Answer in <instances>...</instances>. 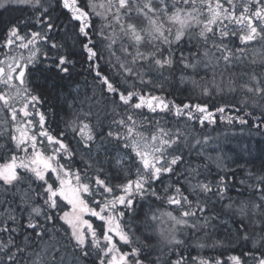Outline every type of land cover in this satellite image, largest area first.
Listing matches in <instances>:
<instances>
[{
  "label": "snow or ice",
  "instance_id": "obj_1",
  "mask_svg": "<svg viewBox=\"0 0 264 264\" xmlns=\"http://www.w3.org/2000/svg\"><path fill=\"white\" fill-rule=\"evenodd\" d=\"M9 3L31 6L41 29L21 35L11 27L3 47L19 41L29 55L0 59V264H80L88 257L92 264H220L184 252L226 245L242 249L229 257L231 264H264V174L241 175L237 161L233 168L206 155L207 138L193 143L184 129L145 114L186 116L202 127L215 124L216 113L228 124L247 125L250 115L257 127L264 124V0H58L68 14L60 24L44 0H0V8ZM69 28L95 83L91 95L81 99L77 90L71 103L65 98L73 118L56 133L40 110L44 101L33 76L53 69L71 76L73 61L51 35ZM39 41L51 49L43 60ZM256 44L261 50L249 57ZM103 50L109 64L115 57L119 85L127 87L102 72ZM245 62L251 67L239 77L230 71ZM177 70L181 83L203 96L239 93L241 105L233 108L243 115L225 116V106L215 113L207 104L181 106L138 87L163 88ZM102 103L110 109L106 134L96 111ZM251 108L261 114L244 110ZM97 135L111 145L103 160ZM198 147L204 159L194 166L185 151ZM86 216L102 223L94 227ZM132 220L140 221L141 235ZM221 228L226 235L218 238Z\"/></svg>",
  "mask_w": 264,
  "mask_h": 264
},
{
  "label": "rangeland",
  "instance_id": "obj_2",
  "mask_svg": "<svg viewBox=\"0 0 264 264\" xmlns=\"http://www.w3.org/2000/svg\"><path fill=\"white\" fill-rule=\"evenodd\" d=\"M83 2L86 3V0H83ZM44 4L49 7L50 14L56 20V23L60 24L62 22V19H61L60 14L58 13L57 10H59V8H61V7L58 6V2H56L55 0H44ZM0 12L3 13V16L7 20V22H5V26H4V28H5L4 38H2V41L0 43V59H4L5 54H7L9 56H19V55L23 54L25 57H27L29 55L28 50L20 49L17 47V44L19 43V41L15 42L13 45H11L10 48H4L3 43H4V40L7 36L8 30L13 26H17L19 28L21 35H30V33L33 30H40L41 26L36 23V16L38 13L31 6L24 4V3H19V4L9 3L6 7L0 8ZM66 15H68L67 12H66ZM68 32H71V30H68ZM68 32L65 33L63 31H61V32H55L54 31L53 33H51V35L55 37V35L60 34V35H62L63 39H66V42H67L68 47H69L68 55L70 56V54L73 52V50L75 52H77V51L80 52V51H82V49L78 46H75L74 38L72 36L70 37L68 35L70 33H68ZM57 39L58 38H56V41L59 42ZM236 43L239 44V41L237 40ZM38 44L40 46L41 51L38 52L37 55H38L39 59L43 60L45 51H48L51 54L50 45H46L42 41H39ZM114 47H116L118 50L119 49V43L117 45H115ZM194 50L195 49H193V51ZM260 50H261L260 44H256L254 46V48L249 50V57H251L253 52H259ZM103 52H104L103 58L99 61V64H100L101 69H102V67L104 68L107 65L108 70H107V73H104V74H107L108 76L112 77L115 81H117L118 86L127 87V85H119L120 77H119V75L116 74L115 69L112 66V64H115V57H111L112 64H109V59H110L109 53L106 50H103ZM117 54L120 55L119 51H117ZM188 54L189 53L186 50L185 55H188ZM177 55H179V54H177ZM83 59H84V62L88 63V61L86 59V55L84 56ZM245 64L247 65V67L237 63L236 66L234 68H232L230 71L235 73L236 76L239 77L242 72L247 71L248 68L251 67V65L248 64L247 62H245ZM72 65L73 64H69V66H72ZM39 67H42V66H39ZM87 70H85L84 72L82 71V73H80V74H77V73H74L76 71L74 68H72V72L74 73L73 75L78 77L77 81H80V83H78V85H74V86L69 85L70 87L67 85L66 88H67L68 93H67L66 97L69 98V100H68L69 103L72 102L71 101L72 97L77 96V90L79 91V96L81 99L84 97L85 92H87L89 95L92 94V87L91 86L95 83V74H94V72L90 73ZM220 70L224 71L223 68H221ZM151 75L156 80H162L163 79L162 77H158L155 73H152ZM166 75H167V73H166ZM227 76H228V73L226 72L225 78H227ZM197 79H198V77H197ZM217 79L219 80L220 77L218 76ZM33 80H35L33 86L35 85L36 89L38 90L37 86L40 83V79L35 78V75H34ZM176 86H177V88L178 87L181 88V86L184 87L183 88L185 91L184 96H189L191 94L192 96H194L198 99L204 100L205 103L209 107V111H211L213 113L216 112L217 107L225 106L226 107V111L224 114L225 116L228 115V109H231V108H227V107H230L233 105H236L237 107H239L241 105V101L243 99V97L241 95H239V93L203 96L199 93V91H193L190 83H187V84L181 83L179 70L176 71L174 76H170L167 80L164 81L163 88L152 87L151 85H148V86L138 85V87H145V91L151 90V92L153 94L158 95V96H163V97H165L164 96L165 93L169 92L168 89H170V88L177 89ZM95 88L97 91V96H99V90L101 88V85L95 84ZM105 95H107V93H105ZM66 97L62 98L63 101L65 100ZM165 98L169 101H172L171 98H168V97H165ZM43 101H44L43 103H45V105H43V103H42L39 106L40 110L46 114V119H47V114L52 115L51 119H47L48 127H50L56 133H59L61 130L64 129L65 122L67 120H70L73 118L72 112L68 108V104L65 103V101H64V105L62 106L63 110H61L58 113H55L51 110H49V111L44 110L45 108L52 105V102L50 101L49 97L44 98ZM76 106L79 107L80 105L77 104ZM109 110L110 109L106 108L103 103L101 105H99L98 108L96 109L97 114L99 116V120L102 123V125L104 126L105 134H106V125L108 123H110V118L108 116H106L105 113H106V111H109ZM252 110H254L255 114H257L258 116L261 114V110L258 108H252ZM145 114H147L149 116L152 115V113H148L146 109H145ZM154 115H156L155 117L158 119L163 117V119H161V123L166 128H173L174 129L175 127H180L182 129H184L185 131H187L189 134V139L193 143H194V139L198 138L201 140V142L203 144V141L205 140V138H207L208 142L206 145H204V152L206 153V155L211 156L213 159L223 158L224 162L227 164H230V165H232L233 158H235L234 151L238 154L239 150L235 149L229 153L228 147H230L232 144H235V142H238L240 140V137H242V136H245L247 139H249V138L253 139V137L255 138L257 134L264 133V132H262V130H261V132H257V130H255L256 127L254 130H252V129L251 130L250 129L244 130V129H242V126L241 127H238L237 125L232 126L231 124H228L226 121H222L219 113H216V117H215L216 123L215 124H209V123L205 122V125L203 127L200 125L198 120H192V121L185 120V119H187L186 116H184L183 121L177 122L173 125H171V124L167 125L166 119H171L175 115H166L164 113H157ZM196 115H199V113H196ZM180 118H183V117H179V118L176 117V119H178V120H180ZM4 119H5L4 115L0 114V124L3 123ZM8 119L10 122V117ZM21 119H23V118L21 117ZM35 119L38 121V117H35ZM172 121H174V120H172ZM253 121H254V123H258L255 120H253ZM96 122H97V120H96V117L94 116L93 117V123L95 124ZM184 122L185 123L188 122V123H190L189 125H191V124L192 125L187 126L188 124L185 125ZM261 125H264V124H261ZM100 131H101V129L97 128V133H99ZM263 131H264V129H263ZM219 132H222V133H219ZM214 133L216 134V136H212ZM67 141L71 142L73 145H75V141L72 139V134L70 132L67 135ZM45 143H46V141H45ZM97 144L101 145V147H100V151L96 154L99 156V158L101 160H103L105 158V156L108 154L107 150L111 149V145H108V144L102 142L99 138V135H97ZM95 148H96V145L93 146L94 152H95ZM232 148L234 149L235 147H232ZM198 151H199V147L196 149V151L194 150L191 154L196 155V152H198ZM113 155H114V152H113ZM185 155H186L185 158L188 159V156L190 154L187 151H185ZM188 160L191 161L192 159L190 158ZM0 163H3L2 159H0ZM76 163L80 164L81 168L84 167V165L81 164L79 157H77ZM212 167H213V170L216 171L215 166L213 165ZM67 208H68V206L65 205V209H67ZM146 211H148L147 204H145V206L143 208H138V214H139L140 220H143L144 213ZM85 219H88L90 222H93V225L96 226L94 218L86 216ZM125 223H129V218L126 217ZM131 223L134 224L136 228H139V231L136 233V235H141V233H143L144 229L141 227L140 221L139 220H132ZM100 231H102V229H100ZM216 235L218 238H223L226 235V233L223 231V228H221L217 232ZM192 239H194V238H192ZM191 242L192 241L190 240L189 243L191 244ZM121 246L124 247L125 249L127 248L126 245H121ZM231 247H234V246H231ZM191 248H195V247H189L188 252H191L190 251ZM215 248L210 247V246H206L202 249L195 248V252H193L191 254L192 255H199L200 257H202L204 259H208L211 261V256L209 255V252H211L212 250H215ZM66 258L67 259L72 258L71 252H68V255ZM91 258H94V257H91ZM80 264H92V261H90V259L88 257V258H84L80 262ZM97 264H98V262H97ZM220 264H224V263L220 262ZM226 264H231L230 260Z\"/></svg>",
  "mask_w": 264,
  "mask_h": 264
},
{
  "label": "trees",
  "instance_id": "obj_3",
  "mask_svg": "<svg viewBox=\"0 0 264 264\" xmlns=\"http://www.w3.org/2000/svg\"><path fill=\"white\" fill-rule=\"evenodd\" d=\"M56 9V8H55ZM57 10V9H56ZM58 13L60 14V17L62 19V21H64L67 17L65 11L61 8H59V10H57ZM5 22H7V20L5 19V17L3 16V13L0 12V43L2 41V38H4V26H5ZM68 30H71V28H69ZM70 34H68L71 37V32H68ZM58 38L57 40L59 42H62L65 46L64 48L61 49L62 54H66L68 55V51H69V47L68 44L66 42V39H63L62 35L58 34L55 35V39ZM237 42V41H236ZM76 46V45H75ZM79 53V54H78ZM70 54V53H69ZM71 56V57H70ZM70 56L68 55L69 59L71 61H73V65L69 66V68L72 70V68L75 69L77 74L82 73V71L84 72L85 70L88 69V67L85 66V62H84V56H81V51H77L75 52L73 50V52L70 54ZM42 66V65H40ZM43 67V66H42ZM102 72L103 73H107L108 67L106 65V67H102ZM89 72V70H87ZM55 70H53L52 72H37L35 73V78H39L40 79V83L37 86L39 91V94L44 97V98H48L50 99V101L52 102V105H50L49 107L45 108L44 110H51L55 113L60 112L61 110H63V105H64V101L62 98L67 96V85L69 86H74V85H78V83H80V81L78 80L77 76H74L73 72L71 74V76L69 77H65L62 78L60 76H56L55 74ZM40 74V75H39ZM175 80V79H174ZM33 80V84H34ZM176 81V80H175ZM69 86V87H70ZM35 87V85H34ZM36 88V87H35ZM177 88V86H176ZM184 87L181 86L178 87L177 89L174 88H170L168 89L169 92L165 93L164 96L171 98L172 101H174L176 104L178 105H183V104H201L204 105L206 104L204 100L202 99H198L194 96H192L191 94L189 96H184L185 91L183 89ZM161 95V94H160ZM43 98V99H44ZM43 105H45V103H43ZM227 108H231L228 109V115H243L242 112H236L235 109L233 108V106L227 107ZM245 111H249L251 110L252 112L255 113L254 110L251 109H244ZM147 115V114H146ZM256 116H258L257 114H255ZM149 116V115H148ZM150 116H156L154 114L150 115ZM52 115L51 114H47V119H51ZM161 117V116H160ZM174 121H172V120ZM171 119H166V124L169 125H173L177 122L183 121L184 120V116L183 118H180V120L176 119V117L174 116ZM247 119L249 120V124L247 125H241L239 123H233L231 124L232 126H238L241 127L242 129L246 130V129H252L254 130L255 127L257 130V132H264V125L259 124V127L256 126L257 123H254V118L253 116H249L247 117ZM187 120V119H185ZM185 123V122H184ZM188 124L187 126H191L189 125L190 123L186 122L185 125ZM222 133V132H219ZM212 136H216V134L214 133ZM252 138V137H251ZM232 147H235L234 149ZM244 147V148H243ZM239 150V153L237 154L235 151V158H233V161H237L239 163V165L243 166L242 170H241V175L244 174L245 171H251L252 173H255L257 176L264 174V133H260L257 134L256 137L253 139H247L245 136L240 137V140L238 142H235V144H232L230 147H228V151L229 153L232 152L233 150ZM196 151V149H195ZM186 157V155H185ZM192 159L191 162L193 163V165L195 166V164L198 162V160H202L204 159V157H197V155H193L190 154L188 156V159ZM232 161V167L236 168L237 165L234 164ZM212 171L213 173H215V171L213 170L212 167ZM231 195H235V192L233 191L231 193ZM99 225H96L95 227H97ZM237 248V249H236ZM236 249V250H235ZM191 253L195 252V248H191ZM242 251V249L240 247L234 246H217L215 248V250H212L211 252H209V255L211 256V261H216L219 260L221 263L226 264L229 261V257L232 255H239L240 252ZM68 252H71V250L69 249ZM188 250L184 252V254L187 256L188 255ZM90 261H94V258L89 257Z\"/></svg>",
  "mask_w": 264,
  "mask_h": 264
},
{
  "label": "bare ground",
  "instance_id": "obj_4",
  "mask_svg": "<svg viewBox=\"0 0 264 264\" xmlns=\"http://www.w3.org/2000/svg\"><path fill=\"white\" fill-rule=\"evenodd\" d=\"M85 66L88 67V63L85 62Z\"/></svg>",
  "mask_w": 264,
  "mask_h": 264
},
{
  "label": "flooded vegetation",
  "instance_id": "obj_5",
  "mask_svg": "<svg viewBox=\"0 0 264 264\" xmlns=\"http://www.w3.org/2000/svg\"><path fill=\"white\" fill-rule=\"evenodd\" d=\"M56 2H58V0H55Z\"/></svg>",
  "mask_w": 264,
  "mask_h": 264
}]
</instances>
